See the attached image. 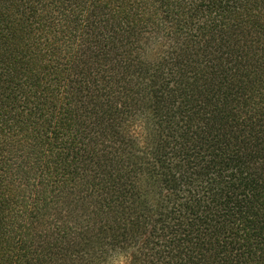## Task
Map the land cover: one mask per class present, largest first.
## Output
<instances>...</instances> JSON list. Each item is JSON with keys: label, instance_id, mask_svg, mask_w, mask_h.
Here are the masks:
<instances>
[{"label": "trees", "instance_id": "obj_1", "mask_svg": "<svg viewBox=\"0 0 264 264\" xmlns=\"http://www.w3.org/2000/svg\"><path fill=\"white\" fill-rule=\"evenodd\" d=\"M0 264H264V0H0Z\"/></svg>", "mask_w": 264, "mask_h": 264}]
</instances>
